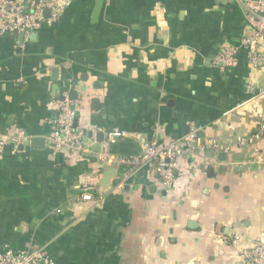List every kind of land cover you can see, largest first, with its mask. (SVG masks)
I'll return each mask as SVG.
<instances>
[{
  "label": "crops",
  "instance_id": "crops-1",
  "mask_svg": "<svg viewBox=\"0 0 264 264\" xmlns=\"http://www.w3.org/2000/svg\"><path fill=\"white\" fill-rule=\"evenodd\" d=\"M96 2L73 0L23 43L0 35V131L30 138L17 152L8 144L0 161V253L41 247L55 264H235L264 236V134L250 147L257 156L181 159L166 193L147 169L124 182L125 169L97 158L98 141L87 155L51 154L46 137L74 84L87 138L118 128L140 143L178 142L192 123L203 141L255 133L264 100L247 84L264 69L244 52L233 68L211 62L240 43L239 0H103L94 19ZM85 184L95 186L92 201L80 197Z\"/></svg>",
  "mask_w": 264,
  "mask_h": 264
},
{
  "label": "built area",
  "instance_id": "built-area-1",
  "mask_svg": "<svg viewBox=\"0 0 264 264\" xmlns=\"http://www.w3.org/2000/svg\"><path fill=\"white\" fill-rule=\"evenodd\" d=\"M73 0H0V35L24 32L28 35L39 29L44 23L52 24L63 14ZM246 17V25L238 45L223 46L212 58L215 67L233 68L239 63L241 52L246 54L249 64L254 69H264V0H239ZM50 16L44 15V10ZM250 92L264 100V77L258 83L249 81ZM80 99H64L57 102V117L54 126L46 137L47 149L51 154L70 151L87 155L93 153V144L97 142L87 138L81 125H75L78 118ZM95 132V131H94ZM264 134V108L259 113L258 126L255 133L237 135L229 142L216 139L206 140L197 136L195 124H189V132L178 142L162 143L157 140L141 142L142 150L138 155H120L113 151L114 144L124 139V131L114 128L108 130L99 150L97 158L103 163L115 165L124 170L123 181H127L141 170L147 169L156 175L163 190L169 192L174 188L177 170L181 159L196 152L225 153L231 156L238 151H247L257 156L250 147ZM30 140L22 129L14 133L0 131V161L3 159L5 147L12 144L16 152ZM122 181V182H123ZM95 186L85 184L81 188L80 197L86 201L94 200ZM237 241V240H236ZM234 241V243H236ZM234 257L235 264H264V236L258 237L249 246L242 247ZM0 264H55L44 248L34 247L24 251L6 249L0 253Z\"/></svg>",
  "mask_w": 264,
  "mask_h": 264
},
{
  "label": "water",
  "instance_id": "water-1",
  "mask_svg": "<svg viewBox=\"0 0 264 264\" xmlns=\"http://www.w3.org/2000/svg\"><path fill=\"white\" fill-rule=\"evenodd\" d=\"M102 6H103V0H97L96 5L94 7V11H93L94 19H97L99 17V14L101 13V10H102ZM44 15L46 17L49 16V10L48 9L44 10ZM31 34H32V36L35 35V32H32ZM25 35L26 34L24 32H19V33L14 32L13 33L14 37L19 38L20 43L24 42ZM54 72H56V70H54ZM72 87H73V89L70 92V94L68 95V98L77 99L79 91L76 90L75 84L72 85ZM85 90H86V88H82V91H85ZM64 98H65V96H61L60 99L62 100ZM93 102H95V100H93ZM77 124H78V119H76V121H75V125H77ZM199 126H200V124L197 123V127H199ZM188 132H189V126H186V133H184V135H186ZM197 136L202 138V137H204V133L198 132ZM104 137H105V132L100 131L97 133V141L98 142H102ZM34 141H36V142L44 141L45 142L44 138H34L32 140V142H34ZM21 148H23V145L21 146ZM141 150H142L141 143L137 142L135 140H132V139H125V138L120 139L113 146V151L120 154V155H138L141 152ZM222 154L225 158L226 154L225 153H222ZM163 193H166V191L164 190ZM190 226H193V223Z\"/></svg>",
  "mask_w": 264,
  "mask_h": 264
}]
</instances>
